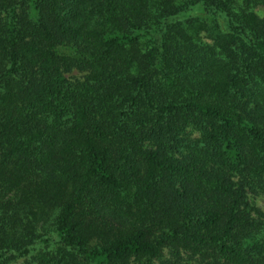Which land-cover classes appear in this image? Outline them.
I'll use <instances>...</instances> for the list:
<instances>
[{
	"label": "trees",
	"instance_id": "1",
	"mask_svg": "<svg viewBox=\"0 0 264 264\" xmlns=\"http://www.w3.org/2000/svg\"><path fill=\"white\" fill-rule=\"evenodd\" d=\"M250 193L264 0H0V264H264Z\"/></svg>",
	"mask_w": 264,
	"mask_h": 264
},
{
	"label": "rangeland",
	"instance_id": "2",
	"mask_svg": "<svg viewBox=\"0 0 264 264\" xmlns=\"http://www.w3.org/2000/svg\"><path fill=\"white\" fill-rule=\"evenodd\" d=\"M188 136L190 137H196V134L192 135V132L190 130L187 131ZM250 201L256 205V207L264 213V196L262 195H257V194H251L250 193ZM168 254L166 253L164 258H166Z\"/></svg>",
	"mask_w": 264,
	"mask_h": 264
}]
</instances>
